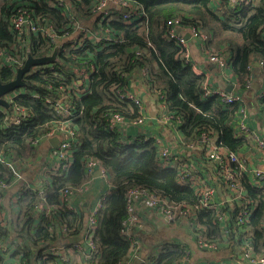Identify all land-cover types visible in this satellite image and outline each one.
<instances>
[{
  "label": "trees",
  "instance_id": "16d2710c",
  "mask_svg": "<svg viewBox=\"0 0 264 264\" xmlns=\"http://www.w3.org/2000/svg\"><path fill=\"white\" fill-rule=\"evenodd\" d=\"M126 1L139 6L143 15L125 22L122 6L113 8L110 15L97 14L99 0H67L62 7L51 6L49 0H0L1 84L15 79L28 56L49 57L56 48L54 62L31 68L22 77L23 86L16 89L9 106L0 107V152L14 160L31 158L39 168L42 163L35 161L36 154H42L39 146L54 128L72 132L76 141L68 171L61 176H48L50 192L44 199L50 205L48 216L39 210L44 201L37 191L19 190L12 209L16 213L11 212L10 219L0 227V244H14V238L20 244L9 250L8 256L0 255V264H15L16 260L18 264L52 261V257L43 259L40 252L44 246L57 242L49 230L55 224L66 227L62 238L65 245L85 231L84 213L68 210L61 202L60 190L78 187L85 181V167L90 159L106 171L112 186L96 214L91 238L96 256L92 264H122L129 254L130 241L123 234L128 218L125 196L129 189H145L171 203L189 207L198 203V196L186 183L188 179L184 184L178 182L182 166L163 168L152 139L135 138L130 142L120 132L108 128L112 113H120L128 120L141 116L139 108L129 99L120 100L111 90L113 87L130 89L139 96L140 89L147 102L155 101L165 115L177 116L182 142L194 140L196 146L203 145L200 138L204 134L210 138L217 136L216 146L227 152L244 154L250 148V139L235 131L242 101L225 104L218 95L205 96V79L182 58L181 44L168 39L166 34L171 27L184 31L196 26L208 36L207 41L200 42L203 49L227 53L239 88L250 90L254 64L264 63V0H254L234 11L226 4L217 8L215 0ZM118 3L123 4L122 0ZM19 10H24L29 18L39 17L40 28H49V32L29 33L18 39L11 29V18ZM171 21L176 23L171 26ZM86 22L93 25L86 28ZM99 29L116 42L88 38V33ZM78 32L81 42L77 44ZM4 57L16 58V63L8 66ZM81 68L87 69L84 79L83 73L77 71ZM74 82L78 84L77 90ZM83 88L85 92H78ZM64 93L68 115L56 111L57 100ZM259 108L264 110V96L259 99ZM22 114H28V118L14 124L11 117ZM6 177L11 179L12 173L0 163V179ZM239 185L244 190L242 199L224 202L218 212L228 214L226 241L233 258L242 255L239 245L245 235L255 253H264V193L243 175ZM244 210L249 216L241 226L239 212ZM217 216L215 212L196 211L193 223L203 226L209 240L218 243L223 238ZM148 256L151 264H181L187 258L184 248L168 242L160 245L159 253Z\"/></svg>",
  "mask_w": 264,
  "mask_h": 264
},
{
  "label": "built area",
  "instance_id": "2783aa9c",
  "mask_svg": "<svg viewBox=\"0 0 264 264\" xmlns=\"http://www.w3.org/2000/svg\"><path fill=\"white\" fill-rule=\"evenodd\" d=\"M67 0H49V4L51 6H64V2ZM120 0H99L98 4L96 5L95 11L98 13H103L106 6L109 2H113L114 5H119ZM254 0H215V6L219 8L226 4L231 11L237 10L238 8L241 9L243 6H248L253 4ZM122 5H119L118 8L126 9L123 15V19L125 22H130L131 17H135L134 20L138 19L140 16L143 15L142 9L135 5L131 4L126 0H122ZM39 17L36 19L29 18V14H27L24 10H19L16 12L13 17L11 18V29L16 32L17 38L19 39L23 35L32 33L38 34L42 31V34H46L49 32V28L43 30L40 28V25L37 23L39 21ZM176 23V21H171L169 24L171 26ZM79 30V27H78ZM102 33H101V32ZM185 33L189 35V40H194L196 42H204L208 40V36L201 32L199 28L192 27L187 30L181 31L180 28L171 27L170 31L166 34L168 39H175L177 40L182 48V58L185 62L190 63V49L188 46V40L185 39ZM89 39L91 40H99L106 42H116L117 39L111 37L108 34H105L102 30H96L95 32L88 33ZM262 37L264 40V31L262 33ZM70 38H67V40ZM93 40V41H95ZM75 42L78 44L81 42V37L79 32L76 35ZM4 56V54L2 55ZM208 59L211 63L215 64L220 70H225L227 67V60L226 58L219 53L210 52L208 54ZM4 61L7 62L6 65L11 66L12 64L16 63V58L13 57H4ZM259 65L264 67V63L260 62ZM78 73H83V79L86 78L88 75L86 73V68H81L77 70ZM78 84L76 82L73 83V87L76 89ZM77 90V89H76ZM118 95L120 100L129 99L132 103L137 106L140 110L141 116L139 118H134L131 120L126 119L120 113H112L108 118V128L112 132H120L124 134L126 128L128 126H132L134 128L140 127L145 122V115L142 114L143 112V102L141 101V97L136 95L130 89L120 90L113 87L111 89ZM86 89H82V91L78 92H85ZM204 95L211 96V95H218L225 104H232L239 101H242L240 95H233L228 94V92L224 91H212L207 88L205 85L204 87ZM12 98V94H7L3 97L4 101L8 104L10 103V99ZM66 99L67 95L61 94L59 99L57 100L56 104V111L61 112L65 115L70 114L69 109L66 106ZM28 118V114H22L21 117H14L13 120H16V124H20L23 120ZM165 120L172 123V120L176 121L173 126L176 130L177 126L181 123L177 116L172 115H165ZM238 118V116H237ZM235 131L238 133L239 136H245L249 138L250 141L254 143L256 148L263 150L264 149V140L260 139L252 130L249 128L244 121L237 123L235 125ZM72 132L64 130L63 127L61 128H54L51 132H49L43 140L48 141L50 138L58 137L59 140L55 147H50L44 164H42L39 169L40 172L44 171V174H40L37 176L38 179H42L46 186V191L43 189L40 192V198L43 199V203L39 205V210L45 211V216L49 215L50 205L45 202V197L48 192V176H61L63 172H67L68 168L71 165V156L73 151V144L76 141L73 140ZM59 134V135H58ZM183 137V136H182ZM181 137V139H182ZM152 139L155 143L158 151V159L163 168L173 167L175 166L176 162L178 161L177 156H175L171 150V148L167 145L165 141L158 138V136ZM147 139V140H148ZM200 141L203 142V145L207 147H212L213 151H210L206 154V159L214 163L215 172H217L216 178L220 184L224 185V192L227 198V201H236L242 199L244 195V190L239 185V178L241 175L247 176L250 175L253 180V185L259 189H261L264 193V170L260 169L259 167H255L252 165L247 164L246 157L243 154H235L231 152L224 151L222 148L210 145L211 138L206 135H201ZM126 143L125 141H123ZM186 145V148L189 150H193L195 145V141L183 142ZM171 158L172 161L171 162ZM33 161L26 162V164H22L25 166V170H28L31 167V163ZM0 163L5 164L12 173V178L9 179L8 177L4 179H0V227H4L6 219L3 212V197L4 194L11 190L19 181H21V170L23 168L15 167L12 164L5 163L0 157ZM34 163V162H33ZM35 164V163H34ZM21 166V165H20ZM190 169L184 164L180 170L178 182L184 184L185 179H188L186 183H189L190 187L193 189L194 193L198 196V203L194 207H189L185 204H175L171 203L166 198L160 197L155 193L147 191L141 188H133L129 190L127 198H126V211L128 213V220L125 223L123 234L126 238L130 241V250L129 254L127 255L126 259L122 264H125L128 260L127 258L130 255H136L139 253L141 241L139 236L135 233V230L138 228L136 224L140 223L137 221L136 218L132 217V209L134 208V203L138 200L142 203V209H147L155 212L167 226H174L178 222H180L185 217H194L196 211H205V212H215L218 221L219 231L222 236H228V229H227V220L228 214L221 213L218 214L219 210L223 208L224 202L219 199V195L217 194V190L215 186L206 178H203L200 175L194 174L193 172H189ZM106 184V179L108 175L106 171L99 167V164L96 160H89L85 167V181L78 187H72L68 189H61L60 190V199L63 204L71 202L72 199H76V197L85 191L90 190V185L92 180H94L95 176ZM37 188V187H36ZM27 190L26 188H24ZM40 189V186L37 188ZM95 193H93V203L91 205L90 211L87 213L86 218V228L85 231L83 230L82 234L77 238H80L77 242H72L70 245H65L63 238V234L66 233V227L64 224H55L49 228L55 235L57 242L54 244H48L43 247L40 255L43 259H47L52 257L51 263L57 264V262L61 264H92L91 260H93L96 256V247L93 244L92 236L94 234L96 228V214L98 210L101 208V202L103 200V195H99L100 197L95 198ZM19 197V190L16 191L15 201ZM135 213V210L133 212ZM239 215H242V218L239 219V224L242 226L243 223L247 221L249 212L247 211H240ZM38 221H35V224ZM264 230V222L262 224ZM191 236L194 239L196 245L199 249H218V243L216 241L209 240L208 236L205 235V229L203 226L194 224L193 221L191 225H189ZM246 230H243V232ZM75 239V238H74ZM73 239V240H74ZM11 240V237L8 238V241ZM15 243L11 244L14 246L13 248L17 247L20 244V240L15 238L13 240ZM11 245H7L6 241L0 244V253L6 254L9 250H11ZM239 248L242 251V260L245 264H264V253L257 254L254 252L253 246L249 240L248 235L243 236ZM185 250V249H184ZM186 251V250H185ZM187 252V251H186ZM73 253L75 257H73ZM19 258V257H18ZM75 258V259H74ZM187 260L184 259L181 264H185ZM58 263V264H59ZM45 264H49V261ZM151 264V263H150Z\"/></svg>",
  "mask_w": 264,
  "mask_h": 264
},
{
  "label": "crops",
  "instance_id": "0c3cea01",
  "mask_svg": "<svg viewBox=\"0 0 264 264\" xmlns=\"http://www.w3.org/2000/svg\"><path fill=\"white\" fill-rule=\"evenodd\" d=\"M113 8H118V6L114 5L113 2H109L103 14L112 13ZM83 25L84 23L80 25V27L82 28ZM91 25L93 24L86 22L84 26H86V28H90ZM186 35L188 34L185 33V36ZM188 46L190 49V63L193 66L194 72L197 75L203 76L205 79V85L212 91L226 92V88L231 86L232 91L228 92V94L240 95L242 98V102L237 112V123L239 124L244 121V123L251 128V130L260 139L264 140V110L259 108V99L264 96L263 67L259 66L257 63L254 64L256 69H254L251 77V88L250 90H242L239 88V84L231 72V68L228 63L229 61H227L226 69L220 70L208 59V54L212 51L203 49L201 44L194 40H188ZM223 56L226 58L227 53ZM137 91V94H140V97L144 102L142 114L145 115V122L137 128L128 126L123 134L126 141L128 140L131 142L134 141L135 138L147 140L148 138L158 136V138L167 143L173 154L177 156L178 161L175 164L176 166H183L185 164L194 174L208 179L215 186L216 190L221 192V197L219 199L222 202H226L227 198L224 189L216 178L214 163L206 159V154L213 151L212 147L208 146V150L204 145H197L193 148V150L186 148V145L182 142L180 132L173 126L174 119L172 120V123L165 120V114L162 106L158 105L155 101L147 102V97H144L143 92L140 89H137ZM216 139L217 136H212L210 145L214 146ZM49 146L51 147L48 141L42 142L39 146V151L42 155L38 158V161L42 164H44L43 160H45L48 150L50 149ZM243 155L246 157L248 165L259 167L264 170V149L261 150L258 147L256 148L254 143L250 141V148L247 149ZM39 172L40 169L36 168L35 164L32 162L27 177L28 181L33 182L34 179L30 175L36 174L37 177ZM245 180L253 185V180L250 176H245ZM89 188V191H85L76 197V206H78L76 211L84 213L85 223L87 213L90 211L93 203V193L97 195L102 194L103 191L108 188V185L104 184L98 178L97 174L94 180H92ZM15 196L16 192L14 189H11L4 194L2 214L6 220L10 219L11 212L13 214L16 213V211H12V209H14V203L11 200ZM135 213H137L142 220V227L135 230V233L139 236L142 245L140 246L139 253L136 255H130L125 264H147L146 257L153 253H159L160 245L164 242L181 246L187 251V261L185 264H245L242 260V255L239 258H233V256L229 254V242L226 241L225 236H222L223 240L218 242L217 250H201L196 247L189 228V225H191L194 217H185L174 226H167L161 217L151 210L137 208ZM145 236H148L149 239H145ZM159 242L162 243L159 244ZM145 245L150 247L148 249L144 248ZM13 247L14 246L11 245V249ZM14 262L15 264H18L19 260ZM58 263L59 262H57V264Z\"/></svg>",
  "mask_w": 264,
  "mask_h": 264
},
{
  "label": "rangeland",
  "instance_id": "374dc122",
  "mask_svg": "<svg viewBox=\"0 0 264 264\" xmlns=\"http://www.w3.org/2000/svg\"><path fill=\"white\" fill-rule=\"evenodd\" d=\"M111 1V0H110ZM109 15L111 14V13H108ZM32 70V69H31ZM12 95L13 94H15V93H17V90L16 91H12V92H10ZM10 93H8V94H10ZM7 95V94H6ZM11 120L13 121V123L14 124H16L17 123V121L16 120H13V118L11 117ZM41 155L42 154H36V158H35V161H38V158H40L41 157ZM0 157H1V159L5 162V163H8V164H12L13 166H15V167H17V168H19L20 167V165H22V164H26V162H29V160H31V158H25V159H18V160H14L12 157H6L4 154H2L1 152H0ZM32 161V160H31ZM2 164V163H1ZM2 165H4L6 168H8L5 164H2ZM28 170H25V169H22L21 170V173H20V176H21V181H19L12 189H14V191L16 192V191H18V190H20L21 188H26V189H31V190H33V191H37L38 192V195H40V192L43 190V189H45V191H46V186H45V183L43 182V180L42 179H38L37 177H36V174H31L30 176L34 179L33 180V182H30V181H28V179H27V177H28ZM40 174H44V171H41V172H39V174L38 175H40ZM37 175V176H38ZM247 176H250V175H248L247 174ZM251 177V176H250ZM107 185H108V188H106V190H104L103 191V193L102 194H100V196L101 195H103V198L109 193V191L111 190V188H112V186H111V184H110V182H109V178H107L106 179V182H105ZM40 186V189L38 190L37 188ZM37 187V188H36ZM133 189V188H132ZM129 190H131V189H129ZM129 190L127 191V194H126V198H127V195H128V192H129ZM99 195H95V198H99L100 197ZM11 200H13V201H15V198H12ZM76 204H77V202H76V199H72L71 200V202H68V203H66V204H64V206L68 209V210H70V211H76L77 209H78V206H76ZM142 203H140L138 200H136V202L134 203V208L132 209V217L133 218H136L137 219V221H140V223H138V224H136V226L138 227V228H140V227H142V220H141V217L139 216V215H136V214H134L133 212H134V210H136L137 208H140V209H142ZM140 212V211H139ZM127 220H128V218H127ZM126 220V221H127ZM126 223V222H125ZM125 223H124V226H125ZM205 235L206 236H208L207 235V231L205 230ZM145 239H149V237L147 236H145ZM160 243H162V242H159V244ZM194 244H195V246L196 247H198L197 245H196V243L194 242ZM142 245V244H141ZM150 246H148V245H145L144 246V248H149ZM73 257H75V254L73 253ZM148 257L149 256H147L146 257V263L147 264H150L148 261H147V259H148ZM75 259V258H74ZM49 264H53V262L51 263V261H49Z\"/></svg>",
  "mask_w": 264,
  "mask_h": 264
},
{
  "label": "water",
  "instance_id": "95a60500",
  "mask_svg": "<svg viewBox=\"0 0 264 264\" xmlns=\"http://www.w3.org/2000/svg\"><path fill=\"white\" fill-rule=\"evenodd\" d=\"M125 11H126V9H123V12H125ZM185 39L189 40V35H186ZM55 53H56V48H55L53 54L49 57L32 58L31 56H28V59L26 60L24 65L17 70L16 77L13 81H11L7 84H1L0 83V107H8L9 106V104L6 101H4L3 96H5L6 94H8L12 91H15L16 89L21 88L23 86L22 77L24 76L25 73L29 72L31 70V68H33L35 66L54 62ZM231 91H232L231 86H228L226 88V92H231ZM48 142L52 147H55L57 142H58V138L57 137L50 138L48 140ZM217 194L219 195V198H220L221 192L217 191ZM85 211H87V210H85ZM79 240H80V238H75L74 240H69V242L72 243L73 241L77 242Z\"/></svg>",
  "mask_w": 264,
  "mask_h": 264
}]
</instances>
